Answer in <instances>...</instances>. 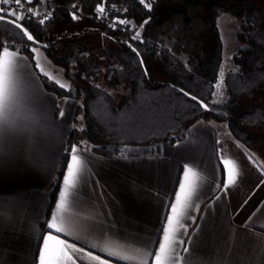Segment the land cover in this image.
I'll use <instances>...</instances> for the list:
<instances>
[{"label":"crops","instance_id":"1","mask_svg":"<svg viewBox=\"0 0 264 264\" xmlns=\"http://www.w3.org/2000/svg\"><path fill=\"white\" fill-rule=\"evenodd\" d=\"M35 48L31 58L10 49L30 75L24 80L26 100L19 130L0 140V264H33V254L38 257L39 233L55 210L66 171L65 163L58 175L61 160L72 145L82 153L87 150L91 160L64 214L68 235L62 238L70 243L110 264H138L120 257L134 255L152 238L165 194L174 199L183 179L181 165L187 164L192 169L188 181L194 186L195 220L186 221L187 232L180 238L190 248L192 264H264V212L259 211L264 208V160L235 140L225 121L200 118L173 142L124 145L110 154L94 150L84 137L68 144L70 129L83 125L81 116L75 119L78 101L45 88L43 80H59L68 87L70 82L62 68ZM222 154L242 171L227 195L216 188ZM124 155L127 159L121 158ZM254 212L255 219L246 224Z\"/></svg>","mask_w":264,"mask_h":264},{"label":"trees","instance_id":"2","mask_svg":"<svg viewBox=\"0 0 264 264\" xmlns=\"http://www.w3.org/2000/svg\"><path fill=\"white\" fill-rule=\"evenodd\" d=\"M74 4L80 19L72 18ZM98 5L104 13L96 12ZM44 6L43 14L33 12L23 22L38 43L26 42L6 19L0 49L15 45L31 58V48L39 47L70 79L65 89L43 80L57 96L78 101L75 119L81 116L83 125L70 129L68 144L84 137L94 150L110 154L124 145L173 142L197 119L213 118L264 160V0H46ZM225 11L239 23L241 46L232 56L237 67L225 75L227 97L215 102L223 49L217 18ZM119 19L131 24L112 27ZM137 31L140 41L131 40ZM101 79L125 93L118 98L97 83Z\"/></svg>","mask_w":264,"mask_h":264},{"label":"snow or ice","instance_id":"3","mask_svg":"<svg viewBox=\"0 0 264 264\" xmlns=\"http://www.w3.org/2000/svg\"><path fill=\"white\" fill-rule=\"evenodd\" d=\"M35 2L36 0H0V23L5 22L7 17H11V19L7 20V23L20 31L26 37V42L38 43L35 41L34 36L23 28V22L34 15L33 9L31 7L24 8V5H31ZM139 2L144 4V0H139ZM3 5H14L15 8L7 10ZM145 7L150 10L151 4H146ZM17 9L22 11L18 12ZM77 9H79V5H72L73 19L81 18L76 15ZM96 12L104 13L105 8L98 5ZM47 18L46 16L45 19ZM17 21L21 23H17ZM44 23V19L39 20V24ZM143 23L147 24L148 21L145 20ZM117 24L127 27L131 22L122 19L114 20L112 27ZM141 27H143V24ZM140 38L141 33L139 31L130 37L133 41H140ZM3 43V41H0V44ZM43 47L47 46L43 45ZM14 48L15 45H8L0 51V140L6 134L19 130V120L21 119L22 109L26 100L24 80L26 75H30V73L25 72L26 66L20 63L17 53L10 51V49ZM132 51L136 52V49L133 48ZM31 52L36 53L37 48L33 47ZM136 54L139 55L138 52ZM140 63L141 65L143 64L142 59ZM35 67L43 72L39 63H36ZM145 74H147L146 70ZM223 75L224 73L221 71L220 76L223 77ZM45 77L50 78L47 73H45ZM55 83L61 89L68 88V85L61 83L59 80H56ZM180 91L183 92V89ZM184 95L189 94L184 93ZM212 95H216V93H212ZM191 99L196 100L197 98L191 97ZM198 103L201 107L208 108V105L204 104L203 101ZM59 115L63 117L64 111L61 110ZM217 143L220 142L217 141ZM65 151H70V159L65 161L66 171L63 172V183L59 191V198L51 218L44 221L45 231L39 233L38 238L42 240V244H37L36 246L38 257L35 253L33 254V264H37V261L38 264H85V261H94L96 264H110V260L102 259L101 256L95 255L93 251L86 250L85 247H78L77 243H70L67 238H62V234L65 237L68 235L64 214L70 207V197L77 188L78 181L83 179L87 173V164L91 160L88 151L80 152L77 145H72L70 149ZM121 158L127 159V156L124 155ZM248 159L249 161L252 160L250 156ZM219 162L223 165V168L216 188L223 195H227L228 191L236 186L242 171L237 170V164L233 159H227L223 154L219 157ZM181 167L183 169V179L179 180V190L175 191L174 199L165 194L164 203L161 206L159 225L154 229L152 238L144 242L143 247L135 249L134 255H122L120 257L121 260H135L138 264H192L190 248L185 246V241L180 237L187 232L186 221L195 220V217L191 215L194 186L188 181L192 169L187 164H182ZM193 175L195 174L193 173ZM247 203L248 201L245 200L244 205ZM195 208L198 210L199 205L196 204ZM259 211L264 212V208L259 209ZM257 214V212H254L245 223L248 224L253 221ZM251 226L255 227L256 225L252 223ZM181 253H184V255L182 256ZM109 255L111 257L112 254Z\"/></svg>","mask_w":264,"mask_h":264},{"label":"rangeland","instance_id":"4","mask_svg":"<svg viewBox=\"0 0 264 264\" xmlns=\"http://www.w3.org/2000/svg\"><path fill=\"white\" fill-rule=\"evenodd\" d=\"M38 7L40 10L45 9L44 3H41ZM217 25H218L219 35L222 41L223 49H222V60L214 89V93H216V95H213V101L222 102L227 97L226 88H225V75L228 70H233L237 67L234 61L232 60V56L241 45L238 42L236 35L238 31L239 23L231 13L226 11L222 12L217 18ZM221 71H223L224 73L223 77L220 76ZM161 77L162 76H159V78ZM65 78H66L65 80H67L66 82L69 83L70 79L67 77ZM97 83L100 86L105 87L107 90H109L112 94H114L118 98H121V96L125 93V89L121 85L112 87L103 79L97 81ZM217 85H219V87H217Z\"/></svg>","mask_w":264,"mask_h":264},{"label":"built area","instance_id":"5","mask_svg":"<svg viewBox=\"0 0 264 264\" xmlns=\"http://www.w3.org/2000/svg\"><path fill=\"white\" fill-rule=\"evenodd\" d=\"M44 1H46V0H41V2L42 3H44ZM40 4H38L37 6H32L31 8L33 9V12L34 13H44L45 12V9L44 10H40L39 9V6ZM3 7H5L7 10H12L13 8H15V6L14 5H3ZM24 8H27V4H25L24 5ZM17 11L19 12V11H22V10H20V9H17Z\"/></svg>","mask_w":264,"mask_h":264},{"label":"water","instance_id":"6","mask_svg":"<svg viewBox=\"0 0 264 264\" xmlns=\"http://www.w3.org/2000/svg\"><path fill=\"white\" fill-rule=\"evenodd\" d=\"M6 19L9 20V19H11V18H8V17H7ZM17 23H19V22H17Z\"/></svg>","mask_w":264,"mask_h":264}]
</instances>
